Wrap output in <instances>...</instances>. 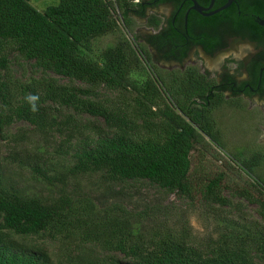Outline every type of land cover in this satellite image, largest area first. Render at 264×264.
Returning <instances> with one entry per match:
<instances>
[{
	"label": "trees",
	"instance_id": "obj_1",
	"mask_svg": "<svg viewBox=\"0 0 264 264\" xmlns=\"http://www.w3.org/2000/svg\"><path fill=\"white\" fill-rule=\"evenodd\" d=\"M32 1L0 0V135L14 144L0 161V264H54L46 251L20 241L41 234L67 243L78 238L126 258L110 255L100 262L81 255L78 264H264V153L261 148L225 149L214 117L224 102L212 100V80L194 68L156 74L146 58L149 50L136 35L92 55L97 37L120 29L132 33L134 0H59L44 11ZM241 2L252 17L243 24L253 28L252 13L264 15V0ZM231 10L224 19L240 27ZM215 17L201 23L216 26L222 19ZM160 23L155 14L148 21L154 27ZM257 29L254 36L264 35ZM212 35L203 40L208 50ZM12 56L42 74L14 79ZM100 88L135 96L116 104L101 99ZM88 115L101 117L106 129L81 127L79 118ZM15 122H26L42 135L60 134L66 155H58L61 146H19L25 134L10 132ZM25 172L30 183L55 185L60 193L46 197L28 190L30 183L16 181ZM94 174L107 188L148 182L221 205H231L223 195L228 191L257 203L263 225L233 218L205 247L192 242L186 230L145 239L127 218L97 222L91 203L67 193L70 180Z\"/></svg>",
	"mask_w": 264,
	"mask_h": 264
},
{
	"label": "rangeland",
	"instance_id": "obj_2",
	"mask_svg": "<svg viewBox=\"0 0 264 264\" xmlns=\"http://www.w3.org/2000/svg\"><path fill=\"white\" fill-rule=\"evenodd\" d=\"M58 1L33 0L32 4L39 11H44L48 6L57 4ZM138 1L134 0L135 3ZM149 13L150 15H159L163 19L164 14L167 12L163 9L164 14H157V12H152L151 10H149ZM132 18L134 20L132 26L133 34L120 29L118 33L97 37L92 44V55L96 57L100 51L113 46L119 38L131 37V35H136L139 38L138 42L147 47L148 41L144 37L145 33L149 32L150 25L142 22L139 16ZM150 50L154 51L151 46ZM195 60L199 66H203L206 61H210L208 56L203 53L200 58H195ZM159 68L157 67L155 70L158 74L160 73V76L167 75L165 70ZM10 70L13 78L20 81H25L30 76L39 77L42 74L31 64L16 56H12ZM140 72L142 78L147 76L145 70ZM150 73L155 77L152 70ZM49 74L59 77L54 73ZM60 79L68 81L66 78L61 77ZM134 96V92L131 94H120V92L110 91L105 88L99 89V97L101 99L112 101L116 104L122 103L125 97L132 100ZM214 117L218 126L222 129L223 138L226 142L225 149L230 153L235 152L238 148L258 149L262 146L261 142L264 143V131L261 129L264 125L263 104L244 103L240 104V108L233 106V104H224L221 109L214 113ZM79 119H82L81 127L92 128V126H97L98 129H106L104 120L101 117L96 118L88 115ZM9 130L11 133L20 131L25 134L23 139L19 140V146L20 144L24 146L26 143L31 146H47L49 149L54 147L57 149L61 146L62 137L60 134L57 135L54 131H50L47 135H42L26 122H15ZM13 145L12 141L0 135L1 162H3L4 157H7L9 149ZM60 148V150H56L58 155L65 156L68 149L64 145ZM226 150L222 152L225 155L227 153ZM56 160L62 162V159ZM213 166L216 167L214 164ZM240 174L242 175L243 172L239 171ZM28 175V172H25L16 181L20 184H29L32 178ZM235 180L241 181V178L235 177ZM107 186L104 184L100 174L85 175L70 180L66 186V191L69 195L81 199L83 203H91L94 212L93 218L97 222H109L114 217L118 219L127 218L132 225L131 229L138 232L145 239L150 238L156 232L178 233V231L186 230L192 242L199 247H205L219 236L223 227L225 228L228 224L233 223L231 221L233 218H240L241 223L248 226L258 224L259 227H262L263 225V220L258 213L257 203L248 202L246 199L228 191H224L223 195L231 201V205H221L219 202L211 201L206 202L204 199L193 198L187 194L167 192L148 182H135L126 186L113 184L109 185L110 188H107ZM28 190L46 197L55 196L61 191L55 185L48 184L44 186L36 181L29 184ZM60 240L62 239H53L48 234L20 239L26 248L32 249L33 246H36V248L46 251L51 256L54 264H78L80 262L78 257L81 255H86L88 259L97 258L96 260L100 262L107 259L110 255L126 260L125 255L121 252L104 250L94 243L83 244L78 238L69 239V243ZM109 260L107 259V262Z\"/></svg>",
	"mask_w": 264,
	"mask_h": 264
},
{
	"label": "flooded vegetation",
	"instance_id": "obj_3",
	"mask_svg": "<svg viewBox=\"0 0 264 264\" xmlns=\"http://www.w3.org/2000/svg\"><path fill=\"white\" fill-rule=\"evenodd\" d=\"M226 2L215 0L212 5V0H139L130 10L129 17L139 16L142 22L148 24L153 15H150L149 10L157 14H164L163 9L167 12L163 19L157 15L161 23L158 27L150 26L144 37L148 41L150 58L145 56L154 71L160 67L171 73H182L194 68L212 80L210 94L213 101L233 104L237 108L244 103H260L264 106V35H253L256 28L264 29V15L252 13L256 24L253 28L243 24L246 18L252 17L241 0H233L228 8L212 13ZM194 6L201 11L194 9ZM230 9L235 12L233 17L238 22L235 23H242L240 27L236 28L228 19H224L227 18L226 11ZM195 16H199L198 22L193 20ZM215 16L222 19L216 26L201 23ZM207 34H213L210 42L213 47L209 50L203 44ZM202 53L210 61L199 66L195 58H200ZM261 129L264 131V125ZM261 145L264 153V143L261 142Z\"/></svg>",
	"mask_w": 264,
	"mask_h": 264
},
{
	"label": "water",
	"instance_id": "obj_4",
	"mask_svg": "<svg viewBox=\"0 0 264 264\" xmlns=\"http://www.w3.org/2000/svg\"><path fill=\"white\" fill-rule=\"evenodd\" d=\"M214 1L215 0H212V3H211L212 5H213ZM232 2H233V0H227V2L223 6H221L218 9H216L212 13H217V12H219L221 10H224V9L228 8L232 4ZM195 4L197 5V2L196 1H195ZM193 8L196 9V10H198V11H201V9L199 7H197V6H194ZM262 24H264V21L262 22Z\"/></svg>",
	"mask_w": 264,
	"mask_h": 264
}]
</instances>
